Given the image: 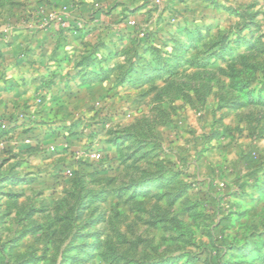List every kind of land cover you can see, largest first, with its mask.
Segmentation results:
<instances>
[{
	"label": "rangeland",
	"instance_id": "374dc122",
	"mask_svg": "<svg viewBox=\"0 0 264 264\" xmlns=\"http://www.w3.org/2000/svg\"><path fill=\"white\" fill-rule=\"evenodd\" d=\"M86 1L123 5V28L96 27L57 78L80 85L108 55L113 83L73 109L79 138L43 153L39 185L0 148V264H264V0ZM50 2L0 0V33L87 29L84 0ZM76 11L78 33L50 17ZM91 149L110 171L79 158Z\"/></svg>",
	"mask_w": 264,
	"mask_h": 264
},
{
	"label": "crops",
	"instance_id": "0c3cea01",
	"mask_svg": "<svg viewBox=\"0 0 264 264\" xmlns=\"http://www.w3.org/2000/svg\"><path fill=\"white\" fill-rule=\"evenodd\" d=\"M49 2L55 7L63 0ZM83 3L80 12L87 21V29L78 37L65 35L58 26L38 31L30 21L16 25L12 19L6 25L11 26V31L0 33V148L10 153L8 161H22V166L30 168V178L19 177V184L23 186L33 187L41 183L42 179L35 172L37 166L40 168V164L48 162L43 155L47 147L54 145L61 150L66 149L69 148L68 143L76 142L79 138L80 127L73 121V109L86 106L98 96L99 91L108 90L113 83L110 77L115 70L110 66L112 56L108 55L104 57L106 62L101 67L102 73H105L104 79L94 78L83 85H78L73 78L68 81L60 79L66 70L73 69L68 61L84 54L78 44L87 42L96 27L113 32L120 31L124 25V22L119 24L121 19L116 20L122 13L123 5H114L93 15L96 9L86 0ZM37 6L33 7L34 12ZM138 6L135 4L130 9L135 11ZM80 12H75L77 16H72L71 23L82 19ZM126 55L123 52L119 59ZM71 125L73 127L69 128ZM52 130L60 131L61 137L59 133L52 136ZM29 138L34 139L33 142L25 144ZM121 147L125 148L123 145ZM109 148L113 146L109 144ZM64 152L69 154L70 150ZM117 152L114 156H117ZM37 160L39 163L36 164ZM66 160L68 162L69 157ZM64 168L63 165L50 167L53 181L58 180Z\"/></svg>",
	"mask_w": 264,
	"mask_h": 264
},
{
	"label": "trees",
	"instance_id": "16d2710c",
	"mask_svg": "<svg viewBox=\"0 0 264 264\" xmlns=\"http://www.w3.org/2000/svg\"><path fill=\"white\" fill-rule=\"evenodd\" d=\"M69 25H71L70 28L73 30V32L78 33L80 31V28L78 27L77 22L76 23L70 22ZM143 73H144V70L142 71V70L137 69V68L130 69L127 71L126 75H123L121 77L122 83L132 82V81L135 82V80H138L139 77ZM104 74L105 73H102V71H101V73H98V74L96 72H91V73L89 72L88 74L80 75V77H79V78H81L80 85L91 82L92 80H94V78L104 79ZM86 75H90V77H86ZM58 133L60 134V131H58V130L57 131L56 130L51 131L52 136H56ZM95 168H97L98 171L100 170V171H105V172H108L112 169L111 165H109L108 161L106 162L105 159L100 163H96Z\"/></svg>",
	"mask_w": 264,
	"mask_h": 264
},
{
	"label": "built area",
	"instance_id": "2783aa9c",
	"mask_svg": "<svg viewBox=\"0 0 264 264\" xmlns=\"http://www.w3.org/2000/svg\"><path fill=\"white\" fill-rule=\"evenodd\" d=\"M162 0H156V3L159 4L161 3ZM52 21L59 23L60 25H62L64 28H66L68 30V33H76L73 32V30L70 28L71 25H69V23L65 20V17L63 15H55V14H51L50 15ZM65 22L67 24H65ZM32 143V139H27L25 140V144H31ZM56 148L55 146H50L49 148H47L46 151H48L49 153H53L55 152ZM89 158L92 162L94 163H100L104 160V153H102L101 151L98 150H94L91 149L88 152L85 153V155H80L79 158ZM65 176L70 177L73 175V172L71 169L66 170V172L64 173Z\"/></svg>",
	"mask_w": 264,
	"mask_h": 264
}]
</instances>
